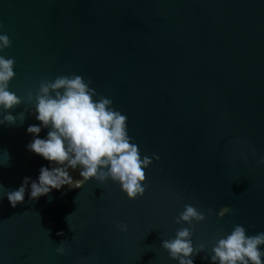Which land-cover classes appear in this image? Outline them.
I'll return each mask as SVG.
<instances>
[{
    "label": "water",
    "instance_id": "water-1",
    "mask_svg": "<svg viewBox=\"0 0 264 264\" xmlns=\"http://www.w3.org/2000/svg\"><path fill=\"white\" fill-rule=\"evenodd\" d=\"M0 24L9 88L25 99L10 110L23 123L0 124V184L15 189L49 165L25 148L40 123L26 96L58 75L89 80L127 116L141 156L159 157L135 199L95 179L26 193L15 208L0 198V264H178L161 241L188 226L176 222L185 204L206 216L192 225L205 245L194 264H210L201 257L236 224L264 231V0H0ZM222 206L233 211L218 216Z\"/></svg>",
    "mask_w": 264,
    "mask_h": 264
},
{
    "label": "clouds",
    "instance_id": "clouds-1",
    "mask_svg": "<svg viewBox=\"0 0 264 264\" xmlns=\"http://www.w3.org/2000/svg\"><path fill=\"white\" fill-rule=\"evenodd\" d=\"M3 27L0 24V29ZM10 45L9 36L0 32V51ZM14 64V58L0 55V124H16L18 117L21 123L24 120L23 112L14 115L10 111L25 103V99L9 88V82L16 75ZM90 83L77 74L58 75L52 80H42L35 95L28 91L26 110L34 113L40 123L27 126L26 132L32 134V139L25 148L48 161L49 165H41L35 178L24 176L15 189L0 184V198L6 197L11 207L23 203L26 193L28 199L34 201L54 189L60 190L65 185L80 187L90 179L101 184L107 180L118 183L129 199L144 194L145 169L153 158L159 157L155 154L141 156L137 144L128 134L127 116L112 106L110 98L90 87ZM42 129H47L43 137L39 135ZM3 154L5 159L0 165H6L10 159L6 150ZM260 163L264 164V156L260 157ZM77 169L82 179L74 180L71 172ZM232 211L229 206H222L216 214L223 217ZM205 219V213L197 207L184 205L176 222L188 226L177 229L173 238L161 241L171 259L178 264H194L193 257L204 252L205 245L193 244L192 225ZM117 226L121 232L128 229L122 221ZM63 244L62 240L61 246L56 247L57 253L65 252ZM261 245H264V231L248 235L244 226L236 224L216 240L211 254L201 259L209 260L210 264H264Z\"/></svg>",
    "mask_w": 264,
    "mask_h": 264
}]
</instances>
